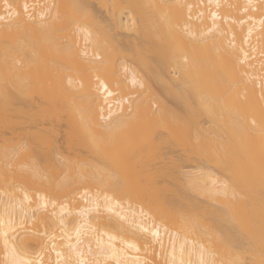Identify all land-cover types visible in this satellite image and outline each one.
<instances>
[{"label":"bare ground","instance_id":"6f19581e","mask_svg":"<svg viewBox=\"0 0 264 264\" xmlns=\"http://www.w3.org/2000/svg\"><path fill=\"white\" fill-rule=\"evenodd\" d=\"M0 264H264V0H0Z\"/></svg>","mask_w":264,"mask_h":264},{"label":"rangeland","instance_id":"374dc122","mask_svg":"<svg viewBox=\"0 0 264 264\" xmlns=\"http://www.w3.org/2000/svg\"><path fill=\"white\" fill-rule=\"evenodd\" d=\"M168 105H170V103Z\"/></svg>","mask_w":264,"mask_h":264}]
</instances>
